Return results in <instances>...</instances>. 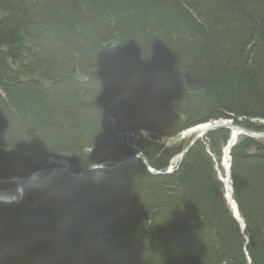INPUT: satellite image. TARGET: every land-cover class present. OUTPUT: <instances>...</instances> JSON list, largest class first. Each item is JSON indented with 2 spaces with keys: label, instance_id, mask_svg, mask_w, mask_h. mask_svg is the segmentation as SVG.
<instances>
[{
  "label": "trees",
  "instance_id": "obj_1",
  "mask_svg": "<svg viewBox=\"0 0 264 264\" xmlns=\"http://www.w3.org/2000/svg\"><path fill=\"white\" fill-rule=\"evenodd\" d=\"M225 121L264 132V0H0V179L103 167L0 202V264H264V141L230 154L244 233L227 130L115 168Z\"/></svg>",
  "mask_w": 264,
  "mask_h": 264
},
{
  "label": "water",
  "instance_id": "obj_2",
  "mask_svg": "<svg viewBox=\"0 0 264 264\" xmlns=\"http://www.w3.org/2000/svg\"><path fill=\"white\" fill-rule=\"evenodd\" d=\"M219 130H227L228 132H230V142L228 143L229 145H227L228 147L226 148L228 151H229V163L231 162V150L232 148L236 145V143L238 142V140L242 137H247V138H251V139H254V140H259V141H264V132L263 133H259L257 131H254V130H249V129H245L241 126H238L236 124H234L232 122V124H221L220 126H215V128H210L208 130H205V131H202V132H199L197 133L194 137H192V141L190 142L189 146L187 147V149L181 153L180 157H179V164H178V167H180V165L182 164L183 160H184V157L185 155L199 142L201 141L202 139H204L208 134L214 132V131H219ZM134 162H143L146 167L148 168L149 172L155 176H167V175H171L173 174L175 171L173 170L174 168H170L166 171H163V172H157V171H154L150 168V166L148 165L145 157H143L142 155H137V156H133V157H130V158H127V159H124L123 161L117 163L115 165V168L116 167H120V166H124V165H127V164H130V163H134ZM98 169H101L103 167H97ZM97 168H92V169H88L86 171L83 172L86 173V172H89L91 170H95ZM52 170H55V171H59V172H66L68 173L69 175L73 176L76 178V174L72 171H65L64 169H62L61 167H54L52 168V166H50V168H46L44 170H40V171H37L34 173V175H40L42 173H46L48 171H51ZM230 178H231V171L229 170V198L232 199V193H233V188L231 187L230 185ZM25 181H29L28 179L24 180ZM19 182H22V180H18V179H15V180H2L0 181V183H5V184H11V183H19ZM232 202H234V200L232 199ZM235 205H233V209H234V214L235 216H239V212H238V209H237V205L236 203L234 202Z\"/></svg>",
  "mask_w": 264,
  "mask_h": 264
},
{
  "label": "rangeland",
  "instance_id": "obj_3",
  "mask_svg": "<svg viewBox=\"0 0 264 264\" xmlns=\"http://www.w3.org/2000/svg\"><path fill=\"white\" fill-rule=\"evenodd\" d=\"M233 121H225V122H217V123H210V124H206V125H200V126H197L195 128H192L190 130H188L187 132H184L182 133L181 135H179L178 137L172 139V140H169L168 142H165L167 144H173V145H176V144H183L184 146H188L190 144V142L192 141V137H194L197 133L199 132H202V131H205V130H208L210 128H215V126H220L221 124L225 123V124H232ZM264 124V123H263ZM201 129H200V128ZM200 129V130H199ZM259 132V131H257ZM259 133H263V132H259ZM209 135V134H208ZM207 135V136H208ZM129 136V135H128ZM146 137V135H145ZM230 142V140L228 141V143ZM227 143V145H229ZM226 145V147L224 148L223 150V158H222V163L221 164H216V173H217V176L219 178V180L222 182V184L224 185V188H225V197H226V200L228 202V204L230 205L231 207V210H232V213H233V216L234 218L240 223V227H241V230H242V233H244V230H245V224L243 223V220L242 218L239 216H235L234 214V209H233V205L234 202H232V199L229 198V189L226 185V183L224 182V180L222 179V175L225 174V169L227 168V176H228V179L227 181L229 180V170L231 171V163H229V159L226 160L225 156H226V151H227V157L229 158V151L226 149L228 146ZM187 149V148H186ZM185 149V150H186ZM183 150V152L185 151ZM180 156H177L175 157L170 165H169V169L170 168H174L173 170L175 171L176 169H178L176 166L178 165V158ZM60 163V162H58ZM136 163V162H134ZM225 163H227V167L225 166ZM130 164H133V163H130ZM55 164L51 165V166H54ZM58 166H64V167H69L70 168V165L67 164V162H61L60 164H58ZM171 170V169H170ZM74 171V170H73ZM82 173V172H81ZM80 173V174H81ZM11 178H14V179H17L18 177H11ZM3 180V179H2ZM228 185H229V181H228ZM230 185L231 184V178H230ZM2 186V187H1ZM232 187V186H231ZM2 189V190H1ZM5 192V193H3ZM0 194L1 196H5V194L8 196V197H11L13 199L12 202L14 201H17L19 202V199H21L24 195H23V189L21 188V185H18V184H11V185H6V184H3V185H0ZM231 194V193H230ZM10 200V199H8ZM11 201V200H10ZM0 202H3L5 204H7L6 202H4V200L0 197ZM9 203V202H8ZM238 209V208H237ZM239 212V211H238Z\"/></svg>",
  "mask_w": 264,
  "mask_h": 264
},
{
  "label": "bare ground",
  "instance_id": "obj_4",
  "mask_svg": "<svg viewBox=\"0 0 264 264\" xmlns=\"http://www.w3.org/2000/svg\"><path fill=\"white\" fill-rule=\"evenodd\" d=\"M200 128V127H199ZM201 129V128H200ZM199 129V130H200ZM225 158H226V160L228 159V157H227V151H226V156H225ZM227 163H225V166L227 167ZM225 171V174L224 175H222L221 177H222V179L224 180V182L226 183V185H227V187H228V181H227V179H228V176H227V168L224 170ZM75 174H76V178H82V175H83V173H81V174H77L76 172H75ZM40 178V176L39 175H34V174H32L29 178H17L18 180H22V182H19V184L18 185H22V184H24V183H26V182H29V181H34V180H38ZM26 179H28L29 181H25L24 182V180H26ZM0 181H2V179H0ZM1 185H3V184H5V183H0ZM232 186V185H231ZM228 189H229V187H228ZM2 190V189H1ZM7 202V201H6ZM244 223V222H243Z\"/></svg>",
  "mask_w": 264,
  "mask_h": 264
}]
</instances>
